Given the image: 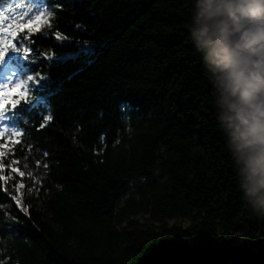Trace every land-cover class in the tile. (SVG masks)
Instances as JSON below:
<instances>
[{
  "label": "trees",
  "instance_id": "1",
  "mask_svg": "<svg viewBox=\"0 0 264 264\" xmlns=\"http://www.w3.org/2000/svg\"><path fill=\"white\" fill-rule=\"evenodd\" d=\"M39 1L54 15L23 61L41 88L22 125L31 148L15 154L28 214L0 262L264 264V214L235 183L184 38L187 0Z\"/></svg>",
  "mask_w": 264,
  "mask_h": 264
},
{
  "label": "clouds",
  "instance_id": "2",
  "mask_svg": "<svg viewBox=\"0 0 264 264\" xmlns=\"http://www.w3.org/2000/svg\"><path fill=\"white\" fill-rule=\"evenodd\" d=\"M185 41L242 198L264 214V0H187Z\"/></svg>",
  "mask_w": 264,
  "mask_h": 264
},
{
  "label": "snow or ice",
  "instance_id": "3",
  "mask_svg": "<svg viewBox=\"0 0 264 264\" xmlns=\"http://www.w3.org/2000/svg\"><path fill=\"white\" fill-rule=\"evenodd\" d=\"M56 8L62 7L59 3L55 4ZM54 13L47 10V6L31 3L29 0H15L13 5H9L6 9L0 10V74H2V82H0V238L6 234H11L13 221L19 220V212L27 215L21 197L19 195L21 189H25L26 185L23 179L26 171L21 170L20 157L15 154L17 151L30 149L31 144L28 143L30 137H26L27 128L22 125L29 123L25 113L30 112L34 104L29 98V94L37 92L41 88L40 81L35 79V75L23 66V61L34 64L31 59L34 48L28 45H35L37 40L34 37L41 32V23L46 17L53 16ZM59 39V37H55ZM9 53L18 54L21 59H13L9 57ZM89 49L85 47L80 55H88ZM33 82L31 85L29 82ZM11 86V87H9ZM7 88V91L4 89ZM16 95L13 96L12 93ZM21 98H23L24 107H20ZM8 105V107H5ZM45 123L39 127H46L50 117H43ZM37 128V131L39 130ZM7 130V131H5ZM100 139H103L101 137ZM19 145V149H17ZM13 154V158L5 160L8 153ZM46 156L47 153H44ZM35 168L39 169L42 165L40 159H35ZM29 160L24 159V167L27 169ZM45 168L46 164L43 165ZM8 172L5 174V168ZM27 177L34 180L32 171L27 172ZM7 185V186H6ZM8 187L13 188L17 195H8ZM10 205L4 207L3 205ZM16 209L19 211L17 212ZM3 264V262H0Z\"/></svg>",
  "mask_w": 264,
  "mask_h": 264
},
{
  "label": "rangeland",
  "instance_id": "4",
  "mask_svg": "<svg viewBox=\"0 0 264 264\" xmlns=\"http://www.w3.org/2000/svg\"><path fill=\"white\" fill-rule=\"evenodd\" d=\"M29 2L34 3V4L38 3L41 6H44L42 4L43 2L42 1H39V0H29ZM14 3H15V0H0V10H4L9 5H13ZM47 10H49V9H47ZM45 21H47V22L42 21V23H41V31L46 30V29H49L50 22H51V17H46L45 18ZM9 57H11L13 59L21 58V57H19L18 54H13V53H9ZM2 78H3L2 77V74H0V82H2ZM32 83L33 82H31V81L29 82L30 85ZM9 87H11V86H9ZM4 91H7V88H5ZM30 94H29V98H30ZM12 95L15 96L16 93L13 92ZM21 100H23V98H21ZM5 107H8V105H5ZM5 131H7V130H5ZM0 151H2V150H0ZM25 194H26V190L25 189H21L19 195L21 197L22 204H23V198H24ZM12 195H17V192L15 190H13ZM137 219H139V217ZM167 223L169 225H178V226H181L182 228H185V227H187L189 225V221L188 220H183V221L167 220Z\"/></svg>",
  "mask_w": 264,
  "mask_h": 264
}]
</instances>
